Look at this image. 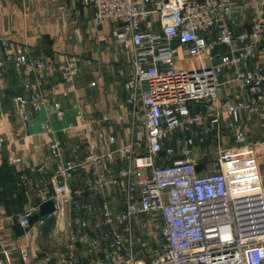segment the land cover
<instances>
[{
  "label": "built area",
  "instance_id": "built-area-1",
  "mask_svg": "<svg viewBox=\"0 0 264 264\" xmlns=\"http://www.w3.org/2000/svg\"><path fill=\"white\" fill-rule=\"evenodd\" d=\"M236 2L81 0L84 7L93 9L94 23L111 25L115 44L131 53L132 72L125 84L127 103L133 113L143 115L147 150L145 154L137 153L135 145H119L111 136L109 151H99L91 141L85 159L75 162L63 161L59 144H50V159L57 162L53 192L36 190L31 173L29 178L25 176L28 194L37 193L39 203L18 216L20 227L30 230L32 216L49 200L57 203L55 212L39 223L44 224L54 214L58 217V203L75 196L71 183L77 171L92 168L95 193L122 184L127 194L122 213L114 215L108 208L103 212L104 224L119 223L124 232L105 234L108 248L102 264H264V184L257 144L249 143L246 131L237 132L236 144H221L218 159L204 172H199V162L191 151L194 139L183 143L179 159L172 160L175 150L167 146L178 130L190 131L202 123V116L191 115V107L218 100V77L227 67L234 69L236 81L253 96L247 102H227L224 107L228 116L235 124L240 123L245 111L264 117V62L260 60L264 22L251 32H238L233 25ZM222 46L230 47L231 53L218 55L216 51ZM0 47L5 51L10 48L9 39L1 33ZM214 58L219 62L214 64ZM14 59L32 70L46 67L45 63H28L27 50ZM191 59H197L195 66H189ZM181 63L186 68H180ZM4 68L1 59L0 73ZM59 69L67 83L74 82L81 72L74 61ZM33 91L31 99L21 95L13 99L14 110L24 122L31 118V106L42 112L47 102L36 87ZM54 108L58 118L63 119L62 105L54 103ZM83 118L80 114L81 124ZM213 123L221 125L222 121L217 116ZM164 159L170 163L162 164ZM113 161L125 162L126 166L110 173L106 166ZM36 171L42 172L44 167ZM143 219L150 223L146 231L149 240L160 236L148 259L134 253V231L143 226ZM76 228L81 241L88 240L93 247L99 245L97 238L86 239L84 221ZM18 251L17 263L0 237V264H36L27 246ZM46 262L49 264V259Z\"/></svg>",
  "mask_w": 264,
  "mask_h": 264
},
{
  "label": "crops",
  "instance_id": "crops-1",
  "mask_svg": "<svg viewBox=\"0 0 264 264\" xmlns=\"http://www.w3.org/2000/svg\"><path fill=\"white\" fill-rule=\"evenodd\" d=\"M93 18V9L84 7L81 0H0V33L10 42L7 51L0 47V60L5 61L0 73V167H13L22 183L26 171L33 177L36 170L44 167L45 190L53 192L57 162L50 159L49 146L55 142L60 146L63 161L84 160L91 141L97 144L99 151H109L111 136L116 137L119 145L131 143L137 153H146L143 115L133 113L127 103L125 84L132 72L131 53L115 44L111 25L97 26ZM260 22H264V0H237L233 25L238 32H251ZM24 50L29 52L28 63H45L46 67L32 70L16 62L14 57ZM260 50V60L264 62V45ZM231 51L230 47L222 46L216 53L226 55ZM71 61L81 72L74 82L67 83L59 68ZM218 62L214 58L213 63ZM196 63L197 59L188 62L189 66ZM179 67L186 68L182 63ZM218 78V100L191 107V115L202 116V123L190 131L178 130L167 142V146L175 150L172 160L181 157L183 143L192 138L195 145L191 151L199 162V172H204L219 157L218 149L211 147L234 146L236 133L244 130L249 143L257 144L264 182V117L245 111L241 113L240 123L235 124L224 105L247 102L253 96L236 81L232 67H227ZM35 87L47 102L42 112L34 111L31 106V118L24 122L14 110L13 99L17 95L31 99ZM54 103L64 108L63 119L58 118ZM80 114L84 115L82 124ZM217 116L221 125L213 123ZM15 159L20 163H11ZM161 163L170 161L164 159ZM125 166V162L113 161L106 170L111 173ZM92 174V168L79 169L71 183L75 196L71 201L58 203V217L54 214L44 224L36 221L23 234L17 231L19 215H10L7 206L0 202V237L17 263L18 249L27 246L36 264H46L47 259L49 264H102L108 248L105 234L113 230L124 232V226L119 223L104 224L103 212L108 208L114 215L122 213L127 194L122 184L95 193ZM35 198L38 199L37 193ZM35 204L29 199L24 212ZM82 221L86 223L83 234L86 239L97 238V247L78 238L76 224ZM148 224L143 219V226L134 231V253L138 258L148 259L155 250L153 240H149L146 233ZM60 238L64 239V245L57 242Z\"/></svg>",
  "mask_w": 264,
  "mask_h": 264
},
{
  "label": "trees",
  "instance_id": "trees-1",
  "mask_svg": "<svg viewBox=\"0 0 264 264\" xmlns=\"http://www.w3.org/2000/svg\"><path fill=\"white\" fill-rule=\"evenodd\" d=\"M25 175L28 178L30 177V173L27 171ZM23 184H25V180H23V183L19 180V176L13 167L9 165L0 167V202L7 206L10 215L17 214L18 216L24 213V208L29 199L27 190L22 188ZM37 202L39 203V198L35 201V205H37ZM49 215L40 217L37 222ZM37 222L31 221L32 226Z\"/></svg>",
  "mask_w": 264,
  "mask_h": 264
},
{
  "label": "rangeland",
  "instance_id": "rangeland-1",
  "mask_svg": "<svg viewBox=\"0 0 264 264\" xmlns=\"http://www.w3.org/2000/svg\"><path fill=\"white\" fill-rule=\"evenodd\" d=\"M215 146H212L211 148L212 149H217L218 147H216V148H214ZM203 151V150H202ZM201 154V153H200ZM15 160H17V159H15ZM260 171H261V168H260ZM111 172H115V171H111ZM45 171H40V172H35V173H33V179H34V184H35V186H37V187H35V189L36 190H40V189H45L46 187H45V180H46V177H45ZM261 176H262V172H261ZM43 180V181H42ZM264 183V182H263ZM26 186H27V184H23L22 185V188L23 189H26ZM27 190V189H26ZM30 194H28V198L29 199H31L32 200V203L33 202H35L36 201V193H34V192H29ZM158 236V235H157ZM48 238V240L50 241V239L51 238H49V237H47ZM158 240H160V236H158L157 237V240H155V241H153V247H154V249H156V245H155V242H158ZM57 242H59V243H62V245H64V239L63 238H60V239H58L57 240ZM68 244V243H67ZM66 246H68V245H66L65 244V248H67ZM150 247H152V245L150 246ZM65 250V249H64ZM155 251V250H154Z\"/></svg>",
  "mask_w": 264,
  "mask_h": 264
},
{
  "label": "water",
  "instance_id": "water-1",
  "mask_svg": "<svg viewBox=\"0 0 264 264\" xmlns=\"http://www.w3.org/2000/svg\"><path fill=\"white\" fill-rule=\"evenodd\" d=\"M55 209H56L55 202L53 200H49L40 206L39 212L32 216L31 221L36 222L40 217H45L53 213ZM17 231H19L20 234H23L25 230L22 227H18Z\"/></svg>",
  "mask_w": 264,
  "mask_h": 264
}]
</instances>
